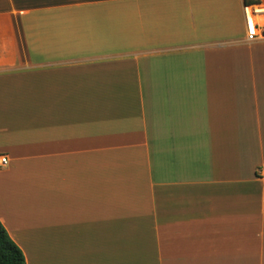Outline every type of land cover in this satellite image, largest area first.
I'll list each match as a JSON object with an SVG mask.
<instances>
[{"label": "crops", "instance_id": "1", "mask_svg": "<svg viewBox=\"0 0 264 264\" xmlns=\"http://www.w3.org/2000/svg\"><path fill=\"white\" fill-rule=\"evenodd\" d=\"M254 4L0 0V220L27 264H264Z\"/></svg>", "mask_w": 264, "mask_h": 264}, {"label": "trees", "instance_id": "2", "mask_svg": "<svg viewBox=\"0 0 264 264\" xmlns=\"http://www.w3.org/2000/svg\"><path fill=\"white\" fill-rule=\"evenodd\" d=\"M247 5L259 0H245ZM0 264H27L23 250L11 238L0 220Z\"/></svg>", "mask_w": 264, "mask_h": 264}, {"label": "built area", "instance_id": "3", "mask_svg": "<svg viewBox=\"0 0 264 264\" xmlns=\"http://www.w3.org/2000/svg\"><path fill=\"white\" fill-rule=\"evenodd\" d=\"M250 12L253 18V27L247 35L249 41L260 40L264 38V3L258 2L251 6ZM9 164V158L5 154H0V168ZM259 174L264 176L263 170H258Z\"/></svg>", "mask_w": 264, "mask_h": 264}]
</instances>
